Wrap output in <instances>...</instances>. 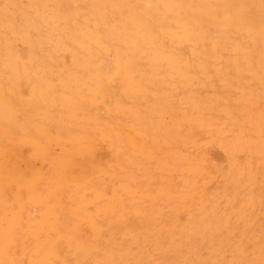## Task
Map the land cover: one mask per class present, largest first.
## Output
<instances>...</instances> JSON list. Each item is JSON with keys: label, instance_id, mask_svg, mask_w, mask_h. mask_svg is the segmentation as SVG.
Wrapping results in <instances>:
<instances>
[{"label": "rangeland", "instance_id": "rangeland-1", "mask_svg": "<svg viewBox=\"0 0 264 264\" xmlns=\"http://www.w3.org/2000/svg\"><path fill=\"white\" fill-rule=\"evenodd\" d=\"M37 1L0 0V264H264V0Z\"/></svg>", "mask_w": 264, "mask_h": 264}, {"label": "bare ground", "instance_id": "bare-ground-1", "mask_svg": "<svg viewBox=\"0 0 264 264\" xmlns=\"http://www.w3.org/2000/svg\"><path fill=\"white\" fill-rule=\"evenodd\" d=\"M36 1H37V0H36ZM125 1H126V0H125ZM138 1H139V0H138ZM204 1H205V0H204ZM208 1H209V0H208ZM208 1H207V2H208ZM234 1H235V0H234ZM243 1H244V0H243ZM3 2H4V1H3ZM12 2L14 3V1H12ZM37 2H38V1H37ZM86 2H87V1H86ZM210 2H212V1H210ZM214 2H216V1H214ZM220 2H222V1H220ZM227 2H228V1H227ZM245 2H246V1H245ZM249 2H251V1H249ZM252 2H253V1H252ZM78 3H80V2H78ZM131 3H134V2H131ZM141 3H142V1H141ZM164 3H165V2H164ZM205 3H206V2H205ZM205 3H204V4H205ZM3 4H5V2H4ZM3 4H2V5H3ZM37 4H38V3H37ZM161 4H162V3H161ZM208 4H209V2H208ZM218 4H219V3H218ZM223 4H224V3H223ZM223 4H222V5H223ZM227 4H228V3H227ZM227 4H226V5H227ZM235 4H236V3H235ZM241 4H242V3H241ZM252 4H253V3H252ZM252 4H251V5H252ZM10 5H11V4H10ZM14 5H15V4H14ZM87 5H88V4H87ZM219 5H220V4H219ZM254 5H255V4H254ZM23 6H24V5H23ZM79 6H80V5H79ZM94 6H95V5H94ZM107 6H108V5H107ZM172 6H173V5H172ZM261 6H262V5H261ZM10 7H11V6H10ZM38 7H39V6H38ZM81 7H82V5H81ZM91 7H92V6H91ZM153 7H154V6H153ZM162 7H163V6H162ZM200 7H201V6H200ZM206 7H207V6H206ZM208 7H209V6H208ZM245 7H246V6H245ZM248 7H249V5H248ZM11 8H12V7H11ZM13 8H14V7H13ZM56 8H57V7H56ZM56 8H55V9H56ZM106 8H107V7L105 6V9H106ZM165 8H167V7H165ZM171 8H172V7H171ZM171 8H170V9H171ZM220 8H221V7H220ZM241 8H243V7H241ZM18 9H19V7H18ZM22 9H23V8H22ZM148 9H149V8H148ZM168 9H169V8H168ZM211 9H212V8H211ZM211 9H210V10H211ZM216 9H218V8H215V10H216ZM236 9H237V7H236ZM243 9H244V8H243ZM243 9H242V10H243ZM38 10H39V9H38ZM38 10L36 9V11H38ZM40 10H41V9H40ZM174 10H175V9H174ZM179 10H180V9H179ZM220 10H221V9H220ZM228 10H229V9H228ZM228 10H227V11H228ZM11 11H12V10H11ZM14 11H15V10H14ZM29 11H30V10H28V12H29ZM36 11H35V12H36ZM56 11H57V10H56ZM59 11L61 12V10H59ZM91 11H92V10H91ZM125 11H126V10H125ZM145 11H146V10H145ZM180 11H182V10H180ZM189 11H190V10H189ZM208 11H209V10H208ZM212 11H213V10H212ZM217 11H218V10H217ZM232 11H233V10H232ZM236 11H237V10H236ZM245 11H246V10H245ZM259 11H260V10H259ZM16 12H17V11H16ZM20 12H21V11H20ZM43 12H44V11H43ZM113 12H114V11H113ZM143 12H144V11H143ZM178 12H179V11H178ZM186 12H187V11H186ZM205 12H206V11H205ZM205 12H204V13H205ZM224 12H225V11H224ZM260 12H261V11H260ZM262 12H263V11H262ZM13 13H14V12H13ZM49 13H50V12H49ZM53 13H54V12H53ZM101 13H102V12H101ZM118 13H119V12H118ZM170 13H171V12H170ZM175 13H177V8H176V12H175ZM184 13H185V11H184ZM197 13H198V10H197ZM199 13H200V11H199ZM211 13H212V12H211ZM236 13H237V12H236ZM240 13H241V12H240ZM240 13H239V14H240ZM250 13H251V12H250ZM250 13H249V14H250ZM54 14H55V13H54ZM108 14H109V13H108ZM108 14H107V15H108ZM133 14H134V13H133ZM180 14H181V13H180ZM208 14H209V13H208ZM221 14H222V13H221ZM223 14H225V13H223ZM232 14H233V16H234V13H232ZM237 14H238V13H237ZM253 14H254V13H253ZM77 15H78V14H77ZM115 15H116V14H115ZM135 15H136V14H135ZM181 15H182V14H181ZM216 15H217V13H216ZM227 15H228V14H227ZM79 16H80V15H79ZM79 16H78V19L80 18ZM94 16H95V19H96V15H94ZM116 16H117V15H116ZM141 16H142V15H141ZM141 16H140V18H141ZM165 16H167V15H165ZM178 16H179V15H178ZM193 16H194V15H193ZM193 16H192V17H193ZM200 16H201V13H200ZM206 16H208V15H206ZM214 16H215V15H214ZM235 16H236V14H235ZM252 16H253V15H252ZM66 17H67V16H66ZM73 17H74V16H73ZM104 17H105V16H104ZM180 17H182V16H179V18H180ZM220 17H221V16H220ZM253 17H255V16H253ZM263 17H264V16H263ZM0 18H1V17H0ZM76 18H77V17H76ZM76 18H75V19H76ZM102 18H103V17H102ZM105 18H106V17H105ZM119 18H120V17H119ZM161 18H162V17H161ZM164 18H166V17H164ZM168 18H169V17H168ZM189 18H190V17H189ZM205 18H206V17H205ZM211 18H212V17H211ZM213 18H214V17H213ZM255 18H256V17H255ZM9 19H10V18H9ZM98 19H99V18H98ZM109 19H110V18H108V20H109ZM192 19H193V18H192ZM192 19H191L190 22H193ZM197 19H198V18H197ZM200 19H201V18H200ZM231 19H232V18H231ZM0 20H2V19H0ZM76 20H77V19H76ZM93 20H94V19H93ZM114 20H115V19H114ZM168 20H169V19H168ZM185 20H186V19H185ZM195 20H196V19H195ZM250 20H251V19H250ZM9 21H10V20H9ZM33 21H34V20H33ZM95 21H97V20H95ZM112 21H113V20H112ZM162 21H163V20H162ZM232 21H233V20H232ZM253 21H255V20H253ZM98 22H99V21H98ZM105 22H106V21H105ZM116 22H117V21H116ZM178 22H180V21H178ZM182 22H183V21H182ZM187 22H188V21H187ZM75 23H76V22H75ZM88 23H89V22H88ZM100 23H101V22H100ZM106 23H107V22H106ZM193 23H194V22H193ZM234 23H236V22H234ZM239 23H240V22H239ZM243 23H244V22H243ZM245 23H246V22H245ZM37 24H38V23H37ZM40 24H41V23H40ZM109 24H110V23H109ZM112 24H113V23H112ZM162 24H165V23H162ZM179 24H181V23H179ZM195 24H196V23H195ZM227 24H228V23H227ZM231 24H233V23H231ZM60 25H61V23H60ZM114 25H115V24H114ZM183 25H184V23H183ZM186 25H187V24H186ZM186 25H185V26H186ZM196 25H197V24H196ZM200 25H201V24H200ZM203 25H204V24H203ZM205 25H206V24H205ZM205 25H204V26H205ZM223 25H224V24H223ZM240 25H241V24H240ZM240 25H239V26H240ZM247 25H248V24H247ZM73 26H74V24H73ZM76 26H78V25H76ZM108 26H110V25H108ZM138 26H139V25H138ZM190 26H191V25H190ZM215 26H216V25H214V27H215ZM243 26H245V25H243ZM255 26H256V25H255ZM255 26H253V27L255 28ZM100 27H101V24H100ZM100 27H97V28L99 29ZM125 27H126V26H125ZM132 27H134V26H132ZM139 27H140V26H139ZM194 27H195V26H194ZM222 27H223V26H222ZM229 27H230V26H229ZM231 27H232V26H231ZM41 28H42V27H41ZM43 28H44V27H43ZM52 28H53V27H52ZM55 28H56V27H55ZM84 28H85V27H84ZM182 28H184V27L182 26ZM196 28H199V26H196ZM246 28H247V27H246ZM22 29H23V28H22ZM53 29H54V28H53ZM56 29H57V28H56ZM112 29H113V28H112ZM129 29H130V28H129ZM186 29H187V27H186ZM186 29H185V30H186ZM203 29L206 30V28H203ZM231 29H234V28H231ZM241 29H242V28H241ZM30 30H31V29H30ZM42 30H43V29H42ZM100 30H101V29H100ZM102 30H103V29H102ZM102 30H101V31H102ZM104 30H105V29H104ZM124 30H125V29H124ZM205 30H204V31H205ZM209 30H210V29H209ZM238 30H239V29H238ZM249 30H250V27H249ZM252 30H253V28H252ZM3 31H4V30H3ZM45 31H47V30H45ZM57 31H59V30H57ZM221 31H222V29H221ZM229 31H230V30H229ZM255 31H256V30H255ZM102 32H103V31H102ZM104 32H105V31H104ZM114 32H115V31H114ZM182 32H183V30H182ZM182 32H181V33H182ZM184 32H185V31H184ZM184 32H183V33H184ZM189 32H192V31H189ZM240 32H241V31H240ZM240 32H239V33H240ZM243 32H244V31H243ZM6 33H7V32H6ZM134 33H135V32H134ZM181 33H179V34L181 35ZM187 33H188V31L186 32V34H187ZM222 33L225 34L226 32H223V31H222ZM234 33H237V32H234ZM257 33H258V32H257ZM48 34H49V33H48ZM102 34H103V33H102ZM107 34H108V33H107ZM107 34H104V35H107ZM226 34H228V33H226ZM226 34H225V35H226ZM243 34H244V33H243ZM253 34H254V33H253ZM253 34H252V36H254ZM0 35H1V34H0ZM34 35H35V34H34ZM76 35H77V34H76ZM110 35H111V34H110ZM115 35H116V34H115ZM131 35H132V34H131ZM182 35H183V34H182ZM182 35H181V36H182ZM196 35H197V34H196ZM261 35H262V34H261ZM19 36H21V35H19ZM79 36H80V35H78L77 37H79ZM185 36H186V35H185ZM191 36H192V35H191ZM197 36H198V35H197ZM226 36H228V35H226ZM229 36H230V35H229ZM235 36H236V35H235ZM239 36H241V35H239ZM239 36H238V37H239ZM36 37H37V36H36ZM106 37H107V36H106ZM108 37H109V35H108ZM110 37H111V36H110ZM132 37H133V36H132ZM139 37H140V36H139ZM193 37H194V36H193ZM222 37H223V36H222ZM262 37H263V36H262ZM17 38H18V36H17ZM93 38H94V37H93ZM103 38H104V37L101 36V39H103ZM120 38H121V37H120ZM189 38L192 39L191 37H189ZM230 38H231V37H230ZM250 38H252V37H250ZM254 38H255V37H254ZM254 38H252V39H254ZM0 39H1V38H0ZM95 39H96V38H95ZM183 39H184V38H183ZM196 39H197V38H196ZM1 40H2V39H1ZM1 40H0V42H1ZM18 40H19V39H18ZM53 40H54V39H53ZM104 40H105V39H104ZM104 40H102V41H104ZM109 40H110V39L108 38V41H109ZM241 40H242V39H241ZM247 40H248V39H247ZM249 40H250V39H249ZM260 40H261V39H260ZM195 41H196V40H195ZM255 41H256V40H255ZM38 42H39V41H38ZM96 42H97V41H96ZM99 42H100V41H99ZM109 42H110V41H109ZM117 42H118V41H117ZM121 42H122V40H121ZM130 42H131V40H130ZM196 42H197V41H196ZM196 42H195V43H196ZM235 42H236V41H235ZM248 42H249V41H248ZM40 43H41V42H40ZM114 43H115V42H114ZM191 43H192V41H191ZM198 43H199V42H198ZM243 43H244V42H243ZM96 44H97V43H96ZM193 44H194V42H193ZM249 44H250V43H249ZM255 44H256V43H255ZM260 44H261V43H260ZM260 44H259V45H260ZM263 44H264V43H263ZM246 45H247V44H246ZM251 45H252V44H251ZM95 46H96V45H95ZM122 46H123V45H122ZM128 46H129V45H128ZM149 46H150V45H149ZM256 46H257V45H256ZM45 47H46V46H45ZM118 47H120V46H118ZM262 47H263V45H262ZM1 48H2V47H1ZM25 48H26V46H25ZM37 48H38V47H37ZM76 48H78V47H76ZM123 48H124V47H123ZM123 48H122V49H123ZM151 48H152V47H151ZM260 48H261V47H260ZM27 49H28V48H27ZM125 49H126V48H125ZM153 49H154V48H153ZM138 50H139V49H138ZM41 51H46V49H45V50H41ZM49 51H50V50H49ZM120 51H121V50H120ZM22 52H23V51H22ZM123 52H124V51H123ZM78 53H79V52H78ZM117 53H118V52H117ZM121 53H122V52H121ZM2 54H3V53H2ZM125 54H126V53H125ZM114 55H115V54H114ZM53 56H54V55H53ZM62 56H63V55H62ZM123 56H124V55H123ZM140 56H143V54L140 55ZM113 57H114V56H113ZM143 57H144V56H143ZM108 58H109V57H108ZM132 58H133V57H132ZM0 59H1V58H0ZM38 59H39V58H38ZM115 59H116V58H115ZM115 59H114V60H115ZM78 60H79V59H78ZM58 61H59V60H58ZM58 61H57V62H58ZM116 61H117V59H116ZM136 61H137V60H136ZM143 61H144V60H143ZM50 62H51V61H50ZM97 62H98V61H97ZM117 62H118V61H117ZM158 62H160V61H158ZM138 63H139V62H138ZM234 63H235V62H234ZM236 63H237V62H236ZM0 64H1V62H0ZM37 64H38V63H37ZM66 64H67V63H66ZM123 64H124V62H123ZM175 65H176V64H175ZM175 65H174V66H175ZM81 66H82V65H81ZM118 66H119V65H118ZM129 67H130V66H129ZM89 68H91V67H89ZM131 69H132V68H131ZM67 70H69V69H67ZM53 71H54V69H53ZM82 71H83V70H82ZM116 71H117V70H116ZM118 71H119V70H118ZM122 71H124V70H122ZM58 72H59V71H58ZM84 72H85V71H84ZM4 73H5V72H4ZM6 73H8V72H6ZM6 73H5V74H6ZM98 73H99V72H98ZM123 73H124V72H123ZM129 73H130V72H129ZM8 74H9V73H8ZM147 74H148V73H147ZM136 75H137V74H136ZM2 76H3V75H2ZM138 76H139V75H138ZM45 77H46V76H45ZM113 77H114V76H113ZM3 78H4V77H3ZM50 78H51V77H50ZM125 78H126V77H125ZM125 78H124V79H125ZM142 78H143V77H142ZM153 78H154V77H153ZM81 79H82V78H81ZM92 79H93V78H92ZM117 79H118V78H117ZM119 79H120V78H119ZM166 79H167V78H166ZM1 80H2V83H3V79H2V78H1ZM153 80H155V79H153ZM173 80H174V79H173ZM127 81H128V80H127ZM140 81H141V79H140ZM144 81H145V80H144ZM169 81H170V80H169ZM175 81H176V80H175ZM116 82H117V81H116ZM120 82H121V80H120ZM120 82H119V83H120ZM141 82H142V81H141ZM141 82H140V84H141ZM170 82H171V81H170ZM170 82H169V83H170ZM177 82H178V81H177ZM114 84H115V83H114ZM148 84H149V83H148ZM148 84H147V85H148ZM3 85H4V84H3ZM3 85H2V86H3ZM121 85H122V84H121ZM132 85H133V84H132ZM141 85H142V84H141ZM144 85H145V83H144ZM4 86H5V85H4ZM133 86H134V85H133ZM148 86H149V85H148ZM168 86H169V85H168ZM103 87H104V86H103ZM113 87H114V86H113ZM145 87H146V86H145ZM151 89H153V88H151ZM179 89H180V88H179ZM53 90H54V89H53ZM115 90H116V89H115ZM117 90H119V87H118ZM180 91H181V90H180ZM186 91H187V90H186ZM188 92H189V90H188ZM188 92H187V93H188ZM79 93H80V92H79ZM115 93H116V92H115ZM117 93H118V92H117ZM131 93H132V92H131ZM133 93H134V92H133ZM172 93H173V92H172ZM6 94H7V93H6ZM146 94H147V93H146ZM148 94H149V92H148ZM148 94H147V95H148ZM180 94H181V93H180ZM139 95H140V94H139ZM149 95H150V94H149ZM171 95H172V94H171ZM178 95H179V94H178ZM104 96H105V95H104ZM150 96H151V95H150ZM187 96H188V95H187ZM151 97H152V96H151ZM189 97H191V96H189ZM160 98H161V97H160ZM131 99H132V98H131ZM148 99H149V98H148ZM148 99H147V100H148ZM162 99H163V98H162ZM199 99H200V98H199ZM121 100H122V99H121ZM135 100H136V99H135ZM155 100H156V99H155ZM176 100H177V99H176ZM184 100H185V99H184ZM33 101H34V100H33ZM151 101H152V99H151ZM181 101H182V100H181ZM152 102H153V101H152ZM159 102H160V101H159ZM159 102H158V103H159ZM173 102H174V101H173ZM196 102H197V101H196ZM199 102H200V101H199ZM169 103H170V102H169ZM200 103H201V102H200ZM45 104H46V103H45ZM58 104H59V103H58ZM163 104H164V103H163ZM165 104H166V103H165ZM165 104H164V105H165ZM210 104H211V103H210ZM130 105H132V104H130ZM20 106H21V105H20ZM22 106H23V105H22ZM133 106H134V104H133ZM200 106H201V105H200ZM212 106H213V105H212ZM131 107H132V106H131ZM54 108H56V107H54ZM148 108H149V107H148ZM158 108H159V107H158ZM206 108H207V107H206ZM202 109H203V108H202ZM107 110H108V109H107ZM119 111H120V110H119ZM150 111H151V110H150ZM121 112H122V111H121ZM130 112H134V111H129L128 113L130 114ZM5 113H6V112H5ZM119 113H120V112H119ZM148 113H149V112H148ZM150 113H151V112H150ZM153 113H154V112H153ZM153 113H152V114H153ZM125 114H126V113H125ZM131 114H133V113H131ZM123 115H124V114H123ZM141 115H142V114H141ZM145 116H146V114H145ZM145 116H143V117H145ZM156 116L158 117V115H156ZM127 117H128V116H127ZM140 117H141V116H140ZM140 117H139V118H140ZM149 117H150V115H149ZM55 118H56V117H55ZM98 118H99V117H98ZM101 118H104V117H101ZM129 118H130V116H129ZM151 118H153V116H152ZM135 119H136V118H135ZM142 119H143V118H142ZM125 120L128 121V119H125ZM138 120H139V119H138ZM144 120H145V119H144ZM155 120H156V119H155ZM105 121H106V120H105ZM130 121H132V120H130ZM135 121H136V120H135ZM145 121H146V120H145ZM90 122H91V121H90ZM137 122L139 123V121H137ZM151 122H152V120H151ZM153 122H154V121H153ZM135 123H136V122H135ZM147 123H148V122H147ZM123 124H124V123H123ZM132 124H133V123H132ZM136 124H137V123H136ZM136 124H134L133 126H135ZM139 124L141 125V123H139ZM143 124H144V123H143ZM145 124H146V123H145ZM58 125H59V124H58ZM137 125H138V124H137ZM66 126H67V125H66ZM92 126H93V124H92ZM147 126H148V125H147ZM147 126H146V128H147ZM90 127H91V126H90ZM119 127H120V126H119ZM254 127H255V125H254ZM54 128H55V127H54ZM61 128H63V127H61ZM67 128H68V126H67ZM88 128H89V127H88ZM134 128H136V127H134ZM137 128H138V127H137ZM142 128H145V127H142ZM146 128H145V129H146ZM151 128H152V127H150V129H151ZM256 128H257V127H256ZM258 128H259V127H258ZM145 129H144V130H145ZM150 129H149V130H150ZM260 129H261V128H260ZM136 130H137V129H136ZM142 130H143V129H142ZM142 130H141V131H142ZM261 130H262V129H261ZM261 130H259V131H261ZM180 131H181V130H179V132H180ZM119 132H120V130H119ZM143 132H144V131H143ZM154 132H155V131H154ZM157 132H158V131H157ZM170 132H171V131H170ZM253 132H255V131L253 130ZM144 133H145V132H144ZM146 133H147V132H146ZM149 133H151V131H150ZM159 133H160V132H158L157 134H159ZM259 133H261V132H259ZM259 133H258V134H259ZM178 134H179V133H178ZM178 134H177V135H178ZM253 134H254V133H253ZM262 134H263V133H262ZM146 135H147V134H146ZM171 135H172V134H171ZM259 135H260V134H259ZM259 135H258V136H259ZM167 136L170 137V135H168V134H167ZM258 136H256V137H258ZM159 137H160V136H159ZM179 137H180V136H179ZM180 138H181V137H180ZM258 138H259V137H258ZM258 138H257V139H258ZM105 139H106V138H105ZM109 139H110V138H109ZM149 139H150V138H149ZM147 140H148V139H147ZM259 140H260V139H259ZM2 141H3V140H2ZM173 142H175V141H173ZM80 143H81V142H80ZM117 143H118V142H117ZM259 143H260V142H259ZM254 145L256 146L257 143L254 144ZM257 146H258V145H257ZM257 146H256V147H257ZM118 147H119V146H118ZM259 148H260V147H259ZM262 148H264V146H263ZM254 149H255V147H254ZM260 149H261V148H260ZM259 151L262 152V150H259ZM170 156H171V154H170ZM117 157H118V155H117ZM111 161H112V160H111ZM120 163H121V162H120ZM4 174H5V173H4ZM8 175H9V174H8ZM2 181H3V180H2ZM20 182H21V181H20ZM22 182H23V181H22ZM18 183H19V182H18ZM46 188H47V187H46ZM51 188H52V187H51ZM56 190H57V189H56ZM40 191H42V190H40ZM47 191H48V190H47ZM42 192H43V191H42ZM52 192H53V191H52ZM72 194H73V193H72ZM44 195H45V194H44ZM70 197H71V196H70ZM163 212H164V211H163ZM160 213H161V212H160ZM77 214H78V213H77ZM32 217H33V216H32ZM155 217H156V216H155ZM159 217H160V216H159ZM86 218H87V217H86ZM149 219H150V218H149ZM156 219H157V218H156ZM157 221H158V220H157ZM114 223H115V222H114ZM117 223H118V222H117ZM117 223H116V224H117ZM151 226H152V225H151ZM118 227H119V226H118ZM146 233H147V232H146ZM47 237H48V236H47ZM42 238L44 239V237H42ZM48 239H49V238H48ZM72 240H73V239H72ZM46 241H47V240H46ZM49 241H50V240H49ZM49 241H48V242H49ZM45 244H46V243H45ZM73 244H74V243H73ZM70 246H71V244H70ZM69 253H70V252H69Z\"/></svg>", "mask_w": 264, "mask_h": 264}]
</instances>
